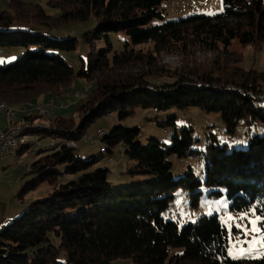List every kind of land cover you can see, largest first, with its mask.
Segmentation results:
<instances>
[{"label": "trees", "instance_id": "1", "mask_svg": "<svg viewBox=\"0 0 264 264\" xmlns=\"http://www.w3.org/2000/svg\"><path fill=\"white\" fill-rule=\"evenodd\" d=\"M163 1L58 0L53 5L61 9L57 17L46 14L37 3L22 0H11L8 8L0 9V50L27 48L15 61L0 64V101L33 102L35 91L42 87L48 89L45 98L53 97L74 77L93 82L78 105L84 115L79 126L62 117H50L47 124L35 112L15 120L24 119L25 131L39 139L60 141L51 144L54 152L33 163L32 170L39 176L22 192L45 180L53 190L0 226V264H114L122 259L129 261L126 264H264V255H228L229 229L218 214L182 224L162 214L177 188L189 189L198 203L199 188L206 185L216 188L210 191L214 196L224 191L231 210L264 217V135H253L247 148L229 150L210 133L204 178L191 168L174 178L172 158L199 153L192 147L190 128L175 132L170 144L152 137L143 145L137 125H115L100 135L105 150L112 153L116 145H125V154L135 161L128 172L155 176L116 188L107 168H95L98 157L84 160L66 144V140L81 138L97 117L117 113L123 119L138 107L156 108L158 115L171 107L217 111L227 132H235L243 123L264 122V70L244 68L242 52L229 49L234 39L256 49L264 44V0H222L220 14H195L152 25V20L164 17L159 8ZM92 14L97 27L83 33L91 49L85 59L77 61V71L60 52L75 50L77 38L10 29L14 22L56 27ZM110 32L128 36L124 50L112 53ZM101 39L106 46L97 49L96 41ZM148 42L153 43L152 49L129 46ZM30 45L35 49H28ZM196 49L215 52L217 57L207 68L169 71L161 63L162 52L187 56ZM157 122L176 127L175 117ZM30 146L20 145L17 155ZM63 163L69 164L64 172L57 168ZM63 174L71 177L59 183Z\"/></svg>", "mask_w": 264, "mask_h": 264}, {"label": "rangeland", "instance_id": "2", "mask_svg": "<svg viewBox=\"0 0 264 264\" xmlns=\"http://www.w3.org/2000/svg\"><path fill=\"white\" fill-rule=\"evenodd\" d=\"M11 0H0V9L9 7ZM24 2H32L39 4L50 16L57 17L61 14V9L54 7L55 1L58 0H22ZM163 10L164 17L162 19H154L151 24H162L168 20H177L195 14L217 15L224 10L222 0H164L160 6ZM97 27L95 16L92 14L90 18L83 21L70 20L68 22L59 23L56 27L44 24H29L14 22L10 29H22L26 32H40L52 38L64 39L69 36L79 40L78 46L72 51H60L63 56L72 64L76 71L79 69L78 60L85 59L90 52L91 45L84 40L83 33L87 30ZM109 37L113 45L114 52H120L126 48V42L129 41L128 36L123 32H110ZM106 46L105 39L96 41V48L101 49ZM137 49H152L153 43L134 45ZM28 49H35L30 45ZM234 51L242 52V66L246 69L255 68L264 70V44L260 49H256L251 45H243L237 39H234L231 48ZM27 51L23 46H5L0 50V64L15 61L18 57ZM217 57L215 52L199 50L193 51L192 55L181 56L176 52H162L160 55L161 63L169 71L183 67H203L207 68ZM92 83L82 77H74L65 87H57L59 93L53 95L56 103H66L64 107H54L49 113V118L42 119L44 123L49 124L50 117H62L72 119V124L79 126L84 115L79 111L78 105L82 99H85L92 90ZM45 88V87H44ZM38 89L35 91L36 96L33 102H20L9 99L5 103H17L20 105H10L15 108L22 107L27 103H32V109L40 106L49 98H45L48 89ZM56 93V92H55ZM4 103V101H0ZM38 105V106H37ZM1 112V111H0ZM17 112V111H16ZM24 114V113H22ZM29 114V113H27ZM39 115V114H38ZM44 117V116H41ZM41 117L36 120H41ZM169 117H175L176 127L161 126L157 121H163ZM21 121H24L21 120ZM20 121V122H21ZM26 121V120H25ZM156 121V125L155 122ZM118 124L137 125L140 128L138 139L143 145H148L152 137L161 142L170 144L172 136L175 132H179L181 128L191 129L193 139V148L199 151L196 155H187L172 158V173L174 178L182 176L189 168H191L201 179L205 175V156L204 152L207 144V137L210 133L216 135L221 145L227 144L229 150L233 148H247L250 138L257 135H264V122L256 121L251 125L242 124L235 132H227L226 126L222 120L220 112L207 111L199 106L180 109L171 107L158 115L152 108L138 107L127 117L120 119L117 113L99 116L95 121L89 123L85 134L77 139V147L75 152L84 160L93 157L97 158L95 168L105 167L108 169V179L111 185L122 187L131 185L133 182L144 183L154 180V175L134 174L128 172V168L135 165V161L131 160L125 154V145H116L113 152L109 153L105 150L106 144L101 141L104 136L97 134V129L104 128L105 134ZM104 133V132H103ZM36 135V134H35ZM37 139L38 138V135ZM88 139H85L84 137ZM96 140V141H94ZM40 144L33 142L29 149L22 154L16 150V154L7 160L0 159V220L5 222L4 218L10 217L5 223L19 216L33 201L46 197L53 187L49 181L45 180L28 192H22L24 188L30 184L39 174L33 171V163L39 157L54 152L51 148V137H43L39 139ZM59 143V142H58ZM43 150L40 154L39 151ZM30 167L28 170L26 167ZM69 166L68 163L58 165V169L65 171ZM119 174V175H118ZM71 176L62 175L59 177V183L67 181ZM121 177V178H120ZM201 194L198 203H195V196L191 195V191L184 187H179L174 191L173 199L170 201L168 208L162 213L165 218L174 219L179 223L188 221H196L202 215L218 214L219 218L229 229L227 253L233 258L241 257H260L264 255V217L256 216L249 212H238L230 209V200L223 191V194L214 196L210 191L216 188L202 185ZM230 218V219H229ZM255 221V225L252 224ZM4 223V224H5ZM2 226V225H1ZM235 228V229H234ZM240 243V246H236ZM39 248V247H37ZM65 260L64 255L60 256ZM128 260H117L114 264H126Z\"/></svg>", "mask_w": 264, "mask_h": 264}, {"label": "built area", "instance_id": "3", "mask_svg": "<svg viewBox=\"0 0 264 264\" xmlns=\"http://www.w3.org/2000/svg\"><path fill=\"white\" fill-rule=\"evenodd\" d=\"M64 107L66 106V103H52V104H48L46 106L43 107V109L40 110H30L29 109V114L32 113H36V114H42L44 115V119L49 118V111H51L52 108L54 107ZM156 112H160L158 109H154ZM3 111L6 115V117H10V120H14V117L16 115V113H12L11 111L8 110H0ZM155 123V122H154ZM24 124V122H21V124H18V126ZM104 131V128H99L97 129V134L100 135L102 134ZM85 139H88L86 136L84 137ZM23 141H27V145L33 143V142H37L38 144H40L39 139H37V136L35 134H31L28 135V137L23 138ZM60 140L56 139V138H52L51 144H57ZM96 141V140H94ZM16 142V135H15V128H3L0 127V159H6L11 156V147L13 145V143ZM66 144L69 147L75 148L77 147V143L72 140H66ZM237 246H240V243H237Z\"/></svg>", "mask_w": 264, "mask_h": 264}, {"label": "bare ground", "instance_id": "4", "mask_svg": "<svg viewBox=\"0 0 264 264\" xmlns=\"http://www.w3.org/2000/svg\"><path fill=\"white\" fill-rule=\"evenodd\" d=\"M52 103H56L55 99L49 98L46 102L42 103L40 106L37 105L38 107H35V109H32V106H33L32 103H27L26 105H24L22 107L15 108V107L10 106L8 103H5V102L1 103L0 102V110H8V111H11L12 113L22 112L24 114H27V113H29V109L30 110H40V109H43L44 106H46L48 104H52ZM49 113H50V111H49ZM39 115L44 116L42 114H39ZM7 118L10 119V117H7ZM42 118H44V117H42ZM9 128H15V135H16V142H14L12 147H11V156H12L13 154H16V150L19 149L20 145L27 144V141H23V138L28 137V135H31L32 133L26 132L27 130L25 131L24 124H22L20 126H18V124L12 125ZM33 128H34V126H33ZM102 134H100V135H102ZM236 246H237V244H236Z\"/></svg>", "mask_w": 264, "mask_h": 264}, {"label": "crops", "instance_id": "5", "mask_svg": "<svg viewBox=\"0 0 264 264\" xmlns=\"http://www.w3.org/2000/svg\"><path fill=\"white\" fill-rule=\"evenodd\" d=\"M24 114H22V112H18L16 113L15 117H14V120H10L6 117L5 113L3 111L0 112V127H3V128H9L11 127L12 125H17V124H20L21 122H15V120L19 119V118H22ZM10 158V157H9ZM8 158L6 159H1V160H7ZM119 175V174H118ZM121 178V177H120ZM149 177H147L148 179ZM11 217V216H10ZM4 218L5 222L10 218ZM5 222H2V220H0V226L3 225Z\"/></svg>", "mask_w": 264, "mask_h": 264}, {"label": "snow or ice", "instance_id": "6", "mask_svg": "<svg viewBox=\"0 0 264 264\" xmlns=\"http://www.w3.org/2000/svg\"><path fill=\"white\" fill-rule=\"evenodd\" d=\"M230 219V218H229ZM252 224L255 225V221H252Z\"/></svg>", "mask_w": 264, "mask_h": 264}]
</instances>
